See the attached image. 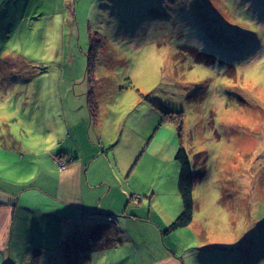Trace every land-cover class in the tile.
<instances>
[{
  "label": "rangeland",
  "instance_id": "obj_1",
  "mask_svg": "<svg viewBox=\"0 0 264 264\" xmlns=\"http://www.w3.org/2000/svg\"><path fill=\"white\" fill-rule=\"evenodd\" d=\"M87 53L96 62L90 77L120 96L114 113L137 134L116 152L142 145L132 170L151 178L150 198L165 194L158 205L182 202L175 155L187 151L194 220L178 242L197 237L194 248L217 261L264 264V0H0L2 146L9 133L17 144H75L51 134L77 129L61 119L86 111ZM100 105H109L100 110L104 130L112 103ZM74 224L76 232L62 233L59 219L45 217L28 225V237L14 231L0 264L142 263L111 222ZM99 242H112V252H95Z\"/></svg>",
  "mask_w": 264,
  "mask_h": 264
},
{
  "label": "crops",
  "instance_id": "obj_2",
  "mask_svg": "<svg viewBox=\"0 0 264 264\" xmlns=\"http://www.w3.org/2000/svg\"><path fill=\"white\" fill-rule=\"evenodd\" d=\"M95 64L94 61L93 68L86 72V111L68 113L61 119L66 121L67 127L76 126L77 129L55 128L56 133L51 134L57 139L66 137L68 141L73 140L74 145L62 146L59 150L47 144H17L11 133L8 134L9 141L5 142L7 145L0 144V247L10 242L14 231L19 230L28 237V225L36 221L40 224L45 217L59 219L56 230L60 228L62 233L76 232L79 227L75 222L99 224L105 220L111 222L117 231L118 228L124 231L126 247L130 244L131 249L137 250L141 264H188L189 261V264H214V259L216 264H227L226 258L217 261L218 257L213 254L199 253L194 247L203 241L199 243L197 237L186 245L178 242L180 231L189 230L188 226L165 233L182 210L183 202L176 196L168 199L167 206L163 203L158 205V201L164 199V193L150 198L151 178L139 175L137 168L132 170V161L141 144L132 146L124 155L117 154L116 147L124 139L130 140L133 133L134 140L130 144L139 141L130 118L123 128L122 118L114 113L118 108L117 102L121 101L120 96L113 95V89L106 90L108 85L99 86V81L90 77ZM95 87L97 89L94 90ZM102 100L112 103L110 113L105 112L106 118L110 117L104 130L98 125L100 110H107L109 105L101 107ZM147 108L146 105L141 108L144 131L148 128L151 113ZM73 113H84V122L77 120ZM159 146L158 143L156 147ZM58 153L62 154L63 162L71 156L76 159H69L70 162L62 168ZM160 162L155 159V165L151 163L158 173ZM150 168L148 166L146 170L150 171ZM148 198L151 201L145 205ZM18 215L21 220L16 223Z\"/></svg>",
  "mask_w": 264,
  "mask_h": 264
},
{
  "label": "trees",
  "instance_id": "obj_3",
  "mask_svg": "<svg viewBox=\"0 0 264 264\" xmlns=\"http://www.w3.org/2000/svg\"><path fill=\"white\" fill-rule=\"evenodd\" d=\"M193 50L195 51V49H193ZM93 60H95V55L92 56V54L91 55L89 54L88 69L93 68V64H94ZM92 101L93 100H91V103H92ZM91 108H92V111L95 112V107L93 106V104H92ZM169 114H172V113H167V112L164 113L163 119L161 120L159 127L163 124V122L167 121L166 117H168ZM172 120H174V119H172ZM180 122L181 121L178 120L176 122V124L179 125ZM179 129H181V126ZM60 156H62V154L58 153V155H57L58 162L63 161ZM69 159H72V161H73L76 158L71 156V157L67 158V162L65 160H64V162L68 164L70 162ZM176 161H178L179 164L181 165L180 166L181 171H180L178 188H179V193L181 195L182 202H183V211L169 225V227L167 228L165 233H169V232L176 231L178 229L185 228V227L189 226L194 220L195 202H194L193 191H194L195 179H194V174H193V170H192V166L190 163L189 156H188L187 151L185 150V148L183 146H180L178 149V152L176 154ZM112 245H113L112 242H106V243L99 242L98 245H96L94 247V249H95V252H97V251H101V250H105L107 248H110V247H112Z\"/></svg>",
  "mask_w": 264,
  "mask_h": 264
},
{
  "label": "snow or ice",
  "instance_id": "obj_4",
  "mask_svg": "<svg viewBox=\"0 0 264 264\" xmlns=\"http://www.w3.org/2000/svg\"><path fill=\"white\" fill-rule=\"evenodd\" d=\"M5 117H4V115H3V110L2 109H0V119H4Z\"/></svg>",
  "mask_w": 264,
  "mask_h": 264
},
{
  "label": "built area",
  "instance_id": "obj_5",
  "mask_svg": "<svg viewBox=\"0 0 264 264\" xmlns=\"http://www.w3.org/2000/svg\"><path fill=\"white\" fill-rule=\"evenodd\" d=\"M59 163H60L61 167H65L66 166V163L63 162V161H60Z\"/></svg>",
  "mask_w": 264,
  "mask_h": 264
}]
</instances>
